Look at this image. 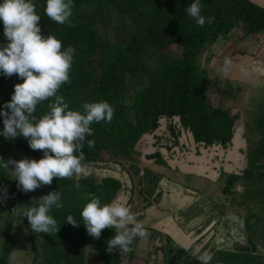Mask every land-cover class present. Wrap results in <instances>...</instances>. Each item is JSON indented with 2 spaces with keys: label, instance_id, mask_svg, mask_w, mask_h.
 Listing matches in <instances>:
<instances>
[{
  "label": "trees",
  "instance_id": "obj_1",
  "mask_svg": "<svg viewBox=\"0 0 264 264\" xmlns=\"http://www.w3.org/2000/svg\"><path fill=\"white\" fill-rule=\"evenodd\" d=\"M192 2L194 0H137L130 8L118 10V0H72L73 15L70 23L74 26L70 27L67 23L61 25L46 16V0H32L36 5L37 14L41 16V34H51L59 39L62 50L69 46L75 49L70 71L71 82L63 84L57 93L64 97L69 105L68 110L80 111L83 114L82 106L85 102L101 101H107L115 109L111 122L100 121L90 125L92 135L86 140H94L95 146L89 148L85 141L82 149L85 155L83 164L102 161L101 151L109 154L107 137L111 140L120 138L115 136L111 129L119 124L124 128L121 118L125 117L121 116L127 114L126 110L132 109L133 106H138L144 125L150 129L146 132L155 138V141L151 142L154 144V150L149 149L150 144L147 145L149 151L141 154L143 160L160 157L155 145L160 138L156 131L158 120L161 119L166 120L165 127L171 135L172 144H176L180 131L188 132L195 143L205 146L213 143L223 146L230 141L234 118L229 114L228 106L213 105L207 98L205 93L209 82L204 78L197 58L206 45H210L218 37L224 38L236 28L244 35L260 31L264 33V9L250 0H200L201 15L206 19L215 18L213 23L206 22L200 27L186 11ZM115 14L124 21H135L126 34L119 36L115 29L112 34L108 31ZM7 42L4 26L0 21V46ZM172 45L178 50L168 51ZM147 46L157 53V67L149 79L148 89L151 90H147L145 96L141 90H131L135 98L128 103L127 78L135 74L136 69L141 68V57ZM22 82L16 74L6 77L0 73V111H6L4 104L11 100L14 85ZM51 103H54V98H49L37 106L34 113L37 119L50 112ZM173 117H176V122L170 120ZM3 127V116H0V132ZM100 135L105 139L96 140ZM22 157L39 160L43 157V152L32 150L23 136L5 139L0 135V158L5 161H19ZM14 177L13 172L0 166V183H8L11 186L10 195H7L5 202L0 203V264H8L10 253L11 225L8 215L15 205L21 206L19 214L22 217L25 208L39 205L34 201V191L25 193L18 189V181ZM109 179L97 181L91 176L76 179L54 178L50 186L46 185V194L52 191L60 192L64 206L60 209L53 207L49 212L59 226L57 233L34 232L27 218L23 217L27 228L25 237L34 253V264H38V258L42 260L40 264H120L118 250L114 253L106 251L107 241L115 235V229L106 228L102 230L99 240L94 239L88 235L81 217L83 207L89 202L90 193L98 196L101 201L104 194L116 193L118 182L116 184L115 180ZM69 215L80 223V227L75 228L67 223ZM137 238L130 246L132 250L127 254L128 259L134 257ZM37 241L43 245L40 255L34 251ZM73 244H77L73 254L79 252L78 257L74 258L75 255L72 256L70 251L59 252L61 246L66 245L69 250ZM170 245V248H167L168 254L171 250L174 253L168 255L169 264H176L180 259L185 262V252L173 244ZM85 254H89L87 258ZM90 257L93 259L89 260ZM185 264L196 263L191 261Z\"/></svg>",
  "mask_w": 264,
  "mask_h": 264
},
{
  "label": "clouds",
  "instance_id": "obj_2",
  "mask_svg": "<svg viewBox=\"0 0 264 264\" xmlns=\"http://www.w3.org/2000/svg\"><path fill=\"white\" fill-rule=\"evenodd\" d=\"M200 0H194L186 8L188 15L196 24L214 22V17L207 19L201 15ZM46 16L61 25L70 23L73 15L72 0H46ZM32 0H0V21L4 26V37L8 41L0 46V73L6 77L16 74L22 83L14 85L11 100L4 104L3 130L0 135L5 139L23 136L32 150H41L39 160L24 158L19 161L0 158V166L15 174L17 187L27 193L44 185H51L54 178L65 179L80 176L85 172L82 163L85 159L82 151L85 141L89 148L95 141L86 138L92 135L90 125L93 122H111L115 109L107 102H85L83 114L68 110L69 105L58 90L63 84L70 83V71L75 49L71 46L62 50V43L55 36H43ZM232 61L225 58L221 70L227 75ZM49 98L50 112L39 119L34 115L37 106ZM79 153V155H76ZM10 165L12 166L10 168ZM89 202L81 211L83 224L88 235L99 240L102 230L115 229V235L107 241L108 253L130 252L135 238H147L148 233L143 222L136 220L131 208L118 200L101 204L95 194H89ZM8 198L7 189L0 196V203ZM39 205L27 207L22 215L26 217L30 228L37 233L50 234L59 231L57 221L49 214L50 210L62 208L61 194L49 192L39 199ZM67 223L80 227L73 216L67 217ZM200 259L209 264L212 257L204 253Z\"/></svg>",
  "mask_w": 264,
  "mask_h": 264
},
{
  "label": "crops",
  "instance_id": "obj_3",
  "mask_svg": "<svg viewBox=\"0 0 264 264\" xmlns=\"http://www.w3.org/2000/svg\"><path fill=\"white\" fill-rule=\"evenodd\" d=\"M250 1L264 9V0ZM246 35L249 34L243 36L246 38ZM261 35L254 49V55L259 52L261 57L254 61L251 71L264 76V33ZM232 66L239 68L237 63ZM233 128L230 141L223 146L195 143L188 132L180 131L176 142L185 152L178 162L165 161L177 173L174 176L153 173L145 182L147 194L140 174L134 170L123 172L121 179L112 176L118 179L117 193H122L118 196L119 202L125 203V189L129 185L132 188L129 207L148 233L147 238L136 240L141 250L143 245L158 241L155 245L162 247L158 248L160 260L164 247L170 248V244L185 252L186 261L180 259L176 264L191 261L203 264L200 257L204 253L212 257L209 264H264V201L247 202L256 184L252 176L259 175L256 169L264 168V153L245 140L250 136L241 120H235ZM189 146L190 150L186 148ZM245 157H249L248 160L245 161ZM180 174L190 176L194 182L182 180ZM259 177L262 178V174ZM256 192L264 194L262 189ZM241 195L246 198L242 200ZM161 264H165L164 261L161 260ZM166 264H169V256Z\"/></svg>",
  "mask_w": 264,
  "mask_h": 264
},
{
  "label": "rangeland",
  "instance_id": "obj_4",
  "mask_svg": "<svg viewBox=\"0 0 264 264\" xmlns=\"http://www.w3.org/2000/svg\"><path fill=\"white\" fill-rule=\"evenodd\" d=\"M139 1L141 2L142 0ZM135 3H137V0H118L117 9H128ZM134 23L135 21H124L118 16V14H115L113 15L108 31L112 34L115 29L119 32V36H121L122 34H126V32L133 27ZM238 30L239 29L236 28V30L227 33L224 38L218 37L213 43L206 45V47L201 49L197 58V63L202 70L204 78L209 82L205 93L209 101L213 105H219L220 107L228 106L229 114L233 116L234 122L235 120H241L243 124H245V127H247L245 132L250 137L245 138V140L247 139L253 144L252 148L258 149L259 152L264 153V76H261V73H258V71H251V66H253L254 61L259 60L258 57H261L260 53L254 55V49L256 43L261 40L262 32L260 31L258 34L249 33L245 38V36H243L244 33L239 32ZM249 36H251L250 39L248 38ZM176 49L178 50L175 45H172L168 51L175 52ZM225 58H229L232 61L227 75H223L221 71L224 67ZM141 61V68L136 69L135 74L127 78L128 81L126 86L127 91H129V96L126 98V102L128 103L132 98H135L134 93L131 90L136 89V92L141 90V93L144 96L147 90H151L148 89L150 87L149 79H151V75L157 67V53L147 46L143 52ZM235 63L239 65V68L232 66ZM127 91L124 92L126 93ZM126 111L127 114H122L121 116L125 117V119L121 118L125 129L122 124H119L116 127L113 126L111 129L113 134L120 138L111 140L110 137H107L109 140V154L101 151L103 153L101 154L102 161L84 164L85 172L80 176H73V179L83 178L85 176L95 177L97 181L99 179L110 178L109 180L113 179L117 184L118 179L112 177L113 175L119 176L121 179L122 175L128 172V170L131 172L134 170L135 173L140 174L139 179L143 184L144 190L147 188L145 182L149 181L151 175L154 176L153 173L158 174L160 172H165V174L169 173V175L173 176L177 173V170L169 168L165 161H167L168 164L178 162L185 151L179 148L177 142H175L176 144H172L171 135L165 127L166 120H158L159 125L158 130L156 131V134L159 135L160 138L157 140L158 143L156 142L155 146L158 151L161 152L160 157L143 160L141 159V154L143 152L147 153L149 149L154 150V144L152 145L151 142L155 141V138L150 137V134L146 132L150 131V129L144 125L143 117L141 113H139L140 110L138 109V106H133L132 109ZM170 120L176 122V117L170 118ZM103 135L97 137L96 140L101 141V139H105L103 138ZM149 144L150 146L152 145V148L149 146L148 149L147 145ZM178 148L180 150H178ZM186 148H189L190 150L191 147L189 146ZM244 148L246 150L243 151L247 153V146L244 145ZM248 149H250V147ZM243 151L242 153H244ZM248 158L245 157V161L248 160ZM21 159L24 158L22 157L20 160ZM256 170L259 175L252 176V178L255 179L254 181L256 184L252 188V191H254L251 193L252 196L247 197V202L251 200L264 201V194L256 192L259 189L264 190V186L262 187V185H264V168ZM261 174L263 176L262 178L259 177ZM179 177L184 181L194 182V180L188 175L184 176L180 174ZM128 182L129 180L127 183ZM9 187L11 186L8 183H0V196L4 195L5 188L7 189V195H10ZM132 192L130 185L129 188L126 187L124 204L127 206H131L132 202L128 204V201L130 200ZM145 192L147 194V191ZM46 193V185L37 188L34 191V201L39 204L38 199L43 195H46ZM121 194L122 193L120 192L117 193V190L116 193L108 192L106 195L104 194V199L101 202L104 201L102 204L111 203L113 199L117 200L118 196H121ZM240 198L244 200L246 197L241 195ZM20 209V205H15L14 210L8 215L11 226L9 228L10 253L7 261L8 264H34V253L25 237L27 231L26 222L19 214ZM131 210L133 212V209ZM136 243L133 251V258H127L128 252H120V264H161V260L166 264L169 255L166 254L167 246L162 245L165 247L160 260L159 247H157L158 245H155L158 241H155V243L153 242V244L147 243L146 245H143L144 248L142 250L140 248L141 246H138V243ZM76 247L77 244H73L72 248L67 250L66 245L61 246L59 252L70 251V254L72 256L75 255V258L79 256V252L73 254ZM86 250L89 251L88 248ZM34 251L37 255H40V253L43 252V245L37 241ZM173 253L174 251L171 250L170 255ZM88 255L89 254H85L86 258ZM91 259L93 258L90 257L89 260ZM37 262L38 264L42 263L41 258H38Z\"/></svg>",
  "mask_w": 264,
  "mask_h": 264
}]
</instances>
